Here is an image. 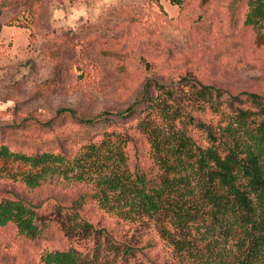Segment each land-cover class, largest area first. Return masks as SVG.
Returning <instances> with one entry per match:
<instances>
[{"label": "rangeland", "instance_id": "rangeland-1", "mask_svg": "<svg viewBox=\"0 0 264 264\" xmlns=\"http://www.w3.org/2000/svg\"><path fill=\"white\" fill-rule=\"evenodd\" d=\"M245 10L246 0H0V143L70 155L103 132L122 130L130 135L128 165L151 173L137 112L108 113L88 124L55 109L69 106L84 117L113 112L130 104L147 80L176 84L184 77L218 87L223 96L264 94V35L243 23ZM27 168L0 158V198L36 204L47 222L33 239L11 222L0 225V264H41L39 254L52 248L90 252L92 236L66 235L57 219L85 186L55 175L29 188L16 175ZM78 212L136 245L152 239L136 252L146 262L175 258L151 226L126 222L90 198ZM223 246L220 241L215 250Z\"/></svg>", "mask_w": 264, "mask_h": 264}, {"label": "trees", "instance_id": "trees-1", "mask_svg": "<svg viewBox=\"0 0 264 264\" xmlns=\"http://www.w3.org/2000/svg\"><path fill=\"white\" fill-rule=\"evenodd\" d=\"M243 23L264 35V0H246ZM240 94L223 96L218 87L184 77L176 84L147 80L130 104L113 112L84 117L69 106L55 109L88 124L108 113L137 112L135 127L147 142L151 173L128 165L130 135L122 130L103 132L70 155L27 153L0 143V158L28 165L16 174L25 186L55 175L85 186L57 219L66 235H91V251L46 249L38 257L41 264H264V94ZM87 198L126 222L154 228L177 261L146 262L136 252L153 245L152 239L136 245L130 236H115L81 218L78 208ZM7 222L33 239L47 219L34 203L3 197L0 225ZM220 241L228 245L222 252L215 250Z\"/></svg>", "mask_w": 264, "mask_h": 264}]
</instances>
